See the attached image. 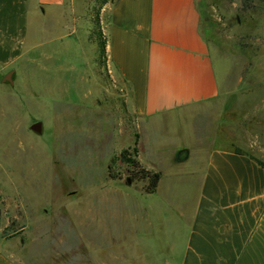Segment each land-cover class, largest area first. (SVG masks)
<instances>
[{
  "label": "rangeland",
  "instance_id": "1",
  "mask_svg": "<svg viewBox=\"0 0 264 264\" xmlns=\"http://www.w3.org/2000/svg\"><path fill=\"white\" fill-rule=\"evenodd\" d=\"M115 1L75 0V70L47 72L19 60L14 81L0 88L10 96V102L0 100V236L11 239L17 264H167L176 226L162 199L167 182L143 194V181L127 183L128 166L118 155L112 171L120 182L107 171L108 149L133 144L136 132L129 87L99 56L95 39ZM196 2L207 20L200 30L218 95L194 108L209 113L204 119L166 120L156 136L167 151L173 143L194 144L189 129L205 126L214 144L241 145L264 162V0ZM39 20L31 9L30 27ZM36 121L40 133L31 129ZM162 171L166 181L172 168ZM170 187L189 198L196 183ZM109 198L113 214L105 209ZM182 231L171 264H178Z\"/></svg>",
  "mask_w": 264,
  "mask_h": 264
},
{
  "label": "crops",
  "instance_id": "2",
  "mask_svg": "<svg viewBox=\"0 0 264 264\" xmlns=\"http://www.w3.org/2000/svg\"><path fill=\"white\" fill-rule=\"evenodd\" d=\"M78 8L75 0H0V88L14 81L13 66L19 60L39 63L47 72L76 69ZM31 9L40 14L35 29L30 27ZM200 22L196 0H116L107 20L101 21L107 63L129 87L138 134L136 158L146 169L161 172L154 192L167 182L162 199L176 226L170 228L165 262H173L176 236L183 227L178 264H264V166L241 145L214 144L216 136L204 132L205 126L189 129L194 144L173 143L167 151L156 136L166 120L186 115L204 119L209 113L194 108L218 95ZM65 37L70 39L62 43ZM1 97L10 102L8 93ZM134 140L135 135L133 144L108 149L109 163ZM179 151L186 155L182 160L176 159ZM163 167L172 168L166 181ZM180 181L196 183L191 197L180 198L168 189ZM112 203L110 198L105 203L109 214L117 211L110 208ZM11 245V239L0 236V264H17Z\"/></svg>",
  "mask_w": 264,
  "mask_h": 264
},
{
  "label": "trees",
  "instance_id": "3",
  "mask_svg": "<svg viewBox=\"0 0 264 264\" xmlns=\"http://www.w3.org/2000/svg\"><path fill=\"white\" fill-rule=\"evenodd\" d=\"M107 0H103V3H105ZM201 20L205 23L207 22L206 16L199 10ZM96 23H98V18L95 20ZM201 23V22H200ZM204 36V35H203ZM205 37V36H204ZM97 40V43L100 46V57H106V38L104 34L98 29V36L95 38ZM137 141H138V134L135 133V140L134 145L132 147L124 148L120 151L118 154V159L127 164L128 166V179L130 182H133L134 180H141L144 182L143 190L146 193H153L158 185V181L161 176L160 171H153L150 169H146L143 167L137 157ZM234 150L238 153L243 152V150L239 147H235ZM186 151V150H185ZM251 158L255 159L260 165L264 166V162L260 159L254 157L253 155L249 154ZM186 157V155H181V151L176 156V159L182 160ZM115 160V159H113ZM113 162V161H112ZM112 162L109 163L108 171L111 176L115 177L114 172L112 171Z\"/></svg>",
  "mask_w": 264,
  "mask_h": 264
},
{
  "label": "water",
  "instance_id": "4",
  "mask_svg": "<svg viewBox=\"0 0 264 264\" xmlns=\"http://www.w3.org/2000/svg\"><path fill=\"white\" fill-rule=\"evenodd\" d=\"M31 129L40 133L41 132V122L40 121H36L31 125ZM129 182V179H127Z\"/></svg>",
  "mask_w": 264,
  "mask_h": 264
}]
</instances>
